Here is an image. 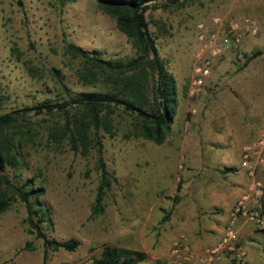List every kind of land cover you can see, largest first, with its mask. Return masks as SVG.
Listing matches in <instances>:
<instances>
[{"label":"rangeland","instance_id":"obj_1","mask_svg":"<svg viewBox=\"0 0 264 264\" xmlns=\"http://www.w3.org/2000/svg\"><path fill=\"white\" fill-rule=\"evenodd\" d=\"M150 7L149 30L177 84L176 113L161 145L132 136L134 120L121 111L113 117L114 136L99 132L111 188L105 212L94 215L101 183L95 131L89 132L95 147L74 151L69 138L53 135L65 123L62 115L37 114L35 108L105 90L101 82L82 80L96 69L70 45L114 62L129 61L136 49L98 0H0V115L23 116L15 139L23 165L6 173L19 185L31 180L44 189L38 201L52 217L44 225L49 238L79 242L74 252L46 248L28 233L27 209L17 202L0 213V264H93L106 246L146 249L149 260L169 254L174 242L168 244V225L182 198L183 151L198 164L195 156L211 148L206 138L217 137L218 130L231 128L233 136L252 137L250 142L264 133V0H158ZM215 16L251 17L259 31L215 60L203 91L189 98L196 28ZM202 161L213 162L205 155ZM29 243L32 249L24 250Z\"/></svg>","mask_w":264,"mask_h":264},{"label":"trees","instance_id":"obj_2","mask_svg":"<svg viewBox=\"0 0 264 264\" xmlns=\"http://www.w3.org/2000/svg\"><path fill=\"white\" fill-rule=\"evenodd\" d=\"M59 1L62 4L76 2ZM157 1L98 0L100 8L111 15L116 20L118 29L132 40L136 56L127 62H114L89 56L70 45L69 49L76 57L84 59L96 69L95 74L82 75V80L101 82L105 90L69 96L63 105L44 102L35 108L37 114L46 111L53 117L62 115L65 123L53 135L69 138L72 150L88 153L95 145L98 148L101 183L93 207L94 215L105 212L103 202L111 188V175L102 157L103 143L99 132L104 128L107 134L114 136L113 117L121 111L134 120L132 136L161 145L173 124L177 106L176 80L166 61L160 56L157 39L151 34L146 17L150 5ZM19 5L22 6L21 1ZM258 55L260 53L254 56ZM56 108L59 113H56ZM28 110L30 109L24 112ZM21 117L23 116L17 112L0 115V213L6 212L14 203H23L28 213L26 222L30 235L42 239L48 249L74 252L79 247L78 241L61 242L49 238L44 230V225L52 224L50 211L38 201L44 194V189L35 187L31 180L19 185L6 173L7 168H19L23 165L15 143L18 135L16 126ZM14 128L16 129L13 130ZM90 130L95 131V145L94 140L89 137ZM31 249L30 243L24 248L27 251ZM146 260L147 254L143 251L106 246L93 264H140Z\"/></svg>","mask_w":264,"mask_h":264},{"label":"crops","instance_id":"obj_3","mask_svg":"<svg viewBox=\"0 0 264 264\" xmlns=\"http://www.w3.org/2000/svg\"><path fill=\"white\" fill-rule=\"evenodd\" d=\"M235 134L233 136L232 129L227 130L226 127L222 131L218 130L217 137H207L206 141L211 148L195 156L199 158L198 164H191L185 155L187 151H183L179 159V164H183L179 166L182 169V198L178 213L168 225L167 240L171 244V241L173 243L185 236L190 252L194 255L192 264H205L200 257L219 243L230 224L231 210L248 192L251 184L248 172L242 167V157L245 149L253 143L250 142L252 137H238L237 132ZM190 153L194 159L196 152ZM204 155L211 157L213 162H203ZM263 175V167L260 166L258 176ZM236 229L240 245L246 253L245 258L237 261L225 257L214 264H264V232L255 224L243 220L236 223ZM137 250L148 255L147 261L140 264L170 262L171 251L149 260L146 249Z\"/></svg>","mask_w":264,"mask_h":264},{"label":"built area","instance_id":"obj_4","mask_svg":"<svg viewBox=\"0 0 264 264\" xmlns=\"http://www.w3.org/2000/svg\"><path fill=\"white\" fill-rule=\"evenodd\" d=\"M258 21L251 17L232 19L215 16L209 22H200L196 28V49L193 75L188 89L189 98H196L203 91L212 75V64L228 53L239 49L248 36H256ZM264 171V133L244 151L242 167L248 172L251 184L230 212V224L219 243L208 249L200 260L214 264L225 257L243 260L245 251L239 242L236 223L251 222L264 232V175L258 176L259 167ZM169 264H192L194 255L190 252L185 236L177 239L171 249Z\"/></svg>","mask_w":264,"mask_h":264}]
</instances>
